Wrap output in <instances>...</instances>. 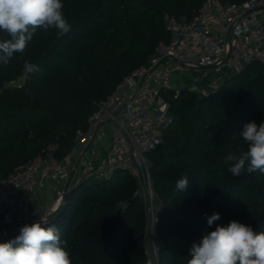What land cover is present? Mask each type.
<instances>
[{"label":"trees","instance_id":"obj_1","mask_svg":"<svg viewBox=\"0 0 264 264\" xmlns=\"http://www.w3.org/2000/svg\"><path fill=\"white\" fill-rule=\"evenodd\" d=\"M61 2L70 32L38 29L23 53L0 64V177L50 143H57L58 158L68 153L96 103L147 64L159 41L170 39L164 15L189 19L203 0ZM6 38L0 31V40ZM26 60L41 69L27 81ZM18 79L20 87L9 85ZM164 98L171 121L162 143L146 154L162 201L156 211L158 255L161 264H187L192 244L218 225L236 220L264 232V174L235 177L225 160L247 150L239 136L243 126L264 121V67L248 63L207 96L183 88ZM184 176L189 185L177 191ZM136 189L125 170L110 179L84 181L70 189L65 209L43 226L59 229L72 264H146V217ZM213 213L220 219L208 226Z\"/></svg>","mask_w":264,"mask_h":264},{"label":"built area","instance_id":"obj_2","mask_svg":"<svg viewBox=\"0 0 264 264\" xmlns=\"http://www.w3.org/2000/svg\"><path fill=\"white\" fill-rule=\"evenodd\" d=\"M164 22L170 39L159 41L147 64L130 71L96 103L68 153L58 158L57 143H50L0 177V243L14 239L24 225L48 223L70 189L84 181L110 179L125 170L137 184L136 195L147 194L152 186L146 154L162 143L163 128L171 121L164 93L176 96L183 89L173 87L175 73L198 71L185 89L207 96L217 85L210 90L198 83L209 69L237 73L250 62L264 67V0H203L189 19L166 13ZM21 79L9 85L20 87ZM39 192L46 198L36 200ZM146 264H160L155 245L146 250Z\"/></svg>","mask_w":264,"mask_h":264},{"label":"clouds","instance_id":"obj_3","mask_svg":"<svg viewBox=\"0 0 264 264\" xmlns=\"http://www.w3.org/2000/svg\"><path fill=\"white\" fill-rule=\"evenodd\" d=\"M61 0H0V31L7 34L0 40V64L7 65L15 53H23L38 29H55L60 35L70 32L71 25L63 14ZM41 71L38 65L24 62L23 79ZM247 145L239 155L225 157L228 171L235 177L244 172L264 174V121L246 123L239 133ZM189 185L187 176L176 182V190ZM220 219L219 213L207 218L208 226ZM46 222L24 225L14 239L0 243V264H72L69 252L62 245L61 233ZM187 264H264V232L236 220L217 226L189 249Z\"/></svg>","mask_w":264,"mask_h":264},{"label":"rangeland","instance_id":"obj_4","mask_svg":"<svg viewBox=\"0 0 264 264\" xmlns=\"http://www.w3.org/2000/svg\"><path fill=\"white\" fill-rule=\"evenodd\" d=\"M148 158V157H147ZM149 160V158H148ZM150 162V160H149ZM151 170V163H149V171ZM150 180H151V186L152 188L149 189V192L147 194H140L138 195L143 204V210L145 213L146 217V222H145V235H144V240H145V248H144V254L146 258V250L148 252L150 246H156L158 247V238L156 235V222H157V217L156 211H158L161 206H162V201L159 197V195L155 192L153 188V183L151 179V173H150ZM154 218V220H153ZM160 263V260H159ZM161 264V263H160Z\"/></svg>","mask_w":264,"mask_h":264},{"label":"crops","instance_id":"obj_5","mask_svg":"<svg viewBox=\"0 0 264 264\" xmlns=\"http://www.w3.org/2000/svg\"><path fill=\"white\" fill-rule=\"evenodd\" d=\"M199 72L196 70H187L177 72L172 76V85L174 88H185L188 84L191 83L192 78L194 75L198 74ZM231 68L228 67H221L218 70H211L209 69V74L207 77L201 79L198 83L199 86L205 87L207 89H213L212 85L215 83L217 87L223 83V81L235 74ZM192 92V91H191ZM196 93V92H195ZM36 200L41 201L46 198V194L44 192H39L35 196ZM34 202V201H33Z\"/></svg>","mask_w":264,"mask_h":264},{"label":"water","instance_id":"obj_6","mask_svg":"<svg viewBox=\"0 0 264 264\" xmlns=\"http://www.w3.org/2000/svg\"><path fill=\"white\" fill-rule=\"evenodd\" d=\"M45 54H46V50L43 52V55H45ZM228 55H229V50L226 52L224 59H226L228 57ZM64 209H65V204H62L59 212H62Z\"/></svg>","mask_w":264,"mask_h":264}]
</instances>
